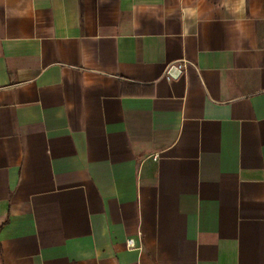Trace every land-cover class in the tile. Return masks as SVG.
Instances as JSON below:
<instances>
[{"label": "crops", "instance_id": "0c3cea01", "mask_svg": "<svg viewBox=\"0 0 264 264\" xmlns=\"http://www.w3.org/2000/svg\"><path fill=\"white\" fill-rule=\"evenodd\" d=\"M0 264H264V0H0Z\"/></svg>", "mask_w": 264, "mask_h": 264}, {"label": "built area", "instance_id": "2783aa9c", "mask_svg": "<svg viewBox=\"0 0 264 264\" xmlns=\"http://www.w3.org/2000/svg\"><path fill=\"white\" fill-rule=\"evenodd\" d=\"M185 66H186V63L185 62H178V63H174V64L170 65L169 68H168V75H167L168 78L169 79L172 78L170 72H171V70L173 68H177L178 70L182 71L185 68ZM128 245L130 247H134L135 246L133 239H129L128 240Z\"/></svg>", "mask_w": 264, "mask_h": 264}, {"label": "water", "instance_id": "95a60500", "mask_svg": "<svg viewBox=\"0 0 264 264\" xmlns=\"http://www.w3.org/2000/svg\"><path fill=\"white\" fill-rule=\"evenodd\" d=\"M181 71L180 70H178L177 68H173L172 70H171V72H170V74L171 75H174V74H179Z\"/></svg>", "mask_w": 264, "mask_h": 264}]
</instances>
